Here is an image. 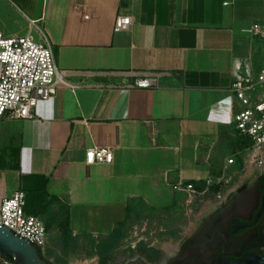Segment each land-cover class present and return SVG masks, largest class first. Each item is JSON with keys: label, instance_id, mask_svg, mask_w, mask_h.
<instances>
[{"label": "crops", "instance_id": "0c3cea01", "mask_svg": "<svg viewBox=\"0 0 264 264\" xmlns=\"http://www.w3.org/2000/svg\"><path fill=\"white\" fill-rule=\"evenodd\" d=\"M124 15L131 23L115 31ZM255 23L264 0H0V30L36 39L42 30L63 81L37 118L0 121V200L45 181L72 235L99 242L118 227L119 243L140 213L223 201L257 159L231 121L228 90L238 64L255 74L264 62ZM150 72L158 87L130 86ZM95 146L112 147L113 161L87 164ZM223 174L217 200L207 179Z\"/></svg>", "mask_w": 264, "mask_h": 264}, {"label": "built area", "instance_id": "2783aa9c", "mask_svg": "<svg viewBox=\"0 0 264 264\" xmlns=\"http://www.w3.org/2000/svg\"><path fill=\"white\" fill-rule=\"evenodd\" d=\"M131 23L130 16H117L114 30L125 29ZM254 35L264 39V23L252 26ZM159 72H150L138 76L130 84L137 88L159 86ZM62 78L55 63L52 43L47 35L40 30V38L30 33L22 35H6L0 30V121L3 118L34 119L37 118V104L56 94ZM74 87V86H73ZM229 92L237 99L230 104L231 121L240 134L247 136L256 151L254 167L264 165V62L258 72L253 74L245 66L237 65L234 81ZM114 159L110 146H95L85 152V162L110 163ZM234 158H228L232 163ZM230 177L223 174L207 184H215L218 190L213 192L215 199L224 196L225 182ZM173 188L190 195L199 193L192 183L177 182ZM210 189L206 187L201 194ZM26 199L22 189H15L9 196L0 200V224L8 226L14 233L29 240L35 245L42 257L48 252L49 232L44 221L37 215L25 210Z\"/></svg>", "mask_w": 264, "mask_h": 264}, {"label": "flooded vegetation", "instance_id": "af4514ba", "mask_svg": "<svg viewBox=\"0 0 264 264\" xmlns=\"http://www.w3.org/2000/svg\"><path fill=\"white\" fill-rule=\"evenodd\" d=\"M263 193L264 165L253 167L223 201L192 209L184 219L187 227L165 245L151 243L145 255L126 264H229L244 259L263 264Z\"/></svg>", "mask_w": 264, "mask_h": 264}, {"label": "rangeland", "instance_id": "374dc122", "mask_svg": "<svg viewBox=\"0 0 264 264\" xmlns=\"http://www.w3.org/2000/svg\"><path fill=\"white\" fill-rule=\"evenodd\" d=\"M252 171L253 168L249 170L250 173L248 174H251ZM187 197L189 196L187 195ZM196 201L197 207L194 209L197 210L202 204L198 200ZM204 208L206 207L204 206ZM190 210L188 207H184V209L181 208L163 214L148 212L136 215L133 220L124 226L125 239L112 252L107 264H126L136 255L143 256L151 243H155L157 246L165 245L173 233L177 234L182 230L181 228L187 227L184 219L186 215H190ZM48 232L49 247L45 258L52 260V263L98 264L99 257L91 240L77 239L69 248H65L61 242L60 230L57 226L53 225ZM141 245L145 246L146 249H142ZM0 262L10 264V261L3 258L1 254Z\"/></svg>", "mask_w": 264, "mask_h": 264}, {"label": "trees", "instance_id": "16d2710c", "mask_svg": "<svg viewBox=\"0 0 264 264\" xmlns=\"http://www.w3.org/2000/svg\"><path fill=\"white\" fill-rule=\"evenodd\" d=\"M22 190L25 193L26 212L39 216L44 221L47 231L53 225L57 226L60 230L61 242L65 248H69L77 241V238L72 235L70 230L68 207L62 204L57 198L47 194L45 181L41 185H35L33 183L27 184ZM212 190L216 191L218 187H212ZM122 238L123 234L121 230L115 227L104 240L99 242L92 240L99 257L98 264L108 263V259ZM141 248L146 249L143 245H141ZM0 254L3 258L9 260L10 264L13 263L11 256L2 254L1 252Z\"/></svg>", "mask_w": 264, "mask_h": 264}, {"label": "water", "instance_id": "95a60500", "mask_svg": "<svg viewBox=\"0 0 264 264\" xmlns=\"http://www.w3.org/2000/svg\"><path fill=\"white\" fill-rule=\"evenodd\" d=\"M0 252L11 256L13 259L12 264H51L50 261L40 255L35 245L26 238L17 235L8 226L3 224H0ZM259 259L264 264V255H261ZM0 264L3 263L0 262ZM229 264H249V259Z\"/></svg>", "mask_w": 264, "mask_h": 264}, {"label": "bare ground", "instance_id": "6f19581e", "mask_svg": "<svg viewBox=\"0 0 264 264\" xmlns=\"http://www.w3.org/2000/svg\"><path fill=\"white\" fill-rule=\"evenodd\" d=\"M87 264V263H86Z\"/></svg>", "mask_w": 264, "mask_h": 264}]
</instances>
